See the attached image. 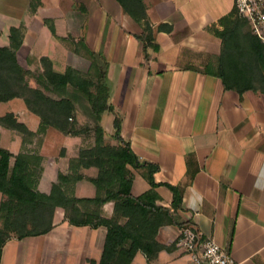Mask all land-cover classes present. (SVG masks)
Wrapping results in <instances>:
<instances>
[{"label":"crops","instance_id":"0c3cea01","mask_svg":"<svg viewBox=\"0 0 264 264\" xmlns=\"http://www.w3.org/2000/svg\"><path fill=\"white\" fill-rule=\"evenodd\" d=\"M142 2L151 28L171 26L169 32H154L157 50L146 48V60L132 36L141 33L142 24L116 0H0V35L6 31L7 38L10 27L21 29L16 58L25 67L43 57L57 72L69 68L87 74L88 60L66 49L47 25L55 36L83 38L108 63L109 102L119 114L120 136L139 162L157 165L153 179L160 184L153 188L154 203L170 209L178 221L190 222L202 239H211L234 260L264 264V93L224 89L212 75L218 71L221 41L207 27L232 9V0ZM11 114L20 122L17 113ZM111 119L110 113L102 118L105 134H111ZM5 130L15 135L0 147L42 157L40 192H48L58 173H70L68 162L75 157L79 137H71L69 147L49 133L61 134L51 127L42 134L31 130L33 136L24 141L19 133ZM129 169L130 193L148 190L140 170ZM95 172L93 167L80 170L75 196L93 195L84 177ZM163 183L177 188L180 208L171 209L172 193ZM112 207V202L104 203L103 214L111 216ZM180 228L158 226L155 241L169 248L151 258L136 251L130 264H195L177 244ZM104 237L103 226L68 224L56 208L51 229L7 241L0 264H97Z\"/></svg>","mask_w":264,"mask_h":264},{"label":"trees","instance_id":"16d2710c","mask_svg":"<svg viewBox=\"0 0 264 264\" xmlns=\"http://www.w3.org/2000/svg\"><path fill=\"white\" fill-rule=\"evenodd\" d=\"M116 1L126 14L142 24L141 33L132 36L141 43L146 60V48L157 50L154 32H169L171 26L161 24L151 28L145 19L142 0ZM29 7L35 8L31 2ZM245 23L232 7L207 27L221 41L218 71L212 75L220 80L224 89H235L239 94L247 89L264 93V43L255 38L249 28H244ZM47 26L66 49L88 60L90 78L69 68L57 72L43 57L32 63L33 68L28 67L30 61L26 67L21 65L16 50L21 44L22 31L10 27L7 44L0 46V102L20 98L26 109L39 118L36 134L51 127L63 135L79 137L81 143L75 157L68 162L70 173H58L47 193L37 190L42 171L40 155L25 149L12 154L0 147V254L7 241L47 233L55 209L60 208L68 224L105 228L97 264H130L136 251L151 258L158 250L169 248L155 241L158 226L193 225L178 221L170 209L154 203L157 195L153 188L160 184L153 179L157 165L139 162L119 134V114L109 102L107 61L87 46L83 38L58 37L52 26ZM105 113L112 115L110 138L113 144L104 138L102 118ZM0 127L19 133L23 141L33 136L10 112L0 115ZM88 167L96 170L94 176L84 177L93 186V195L75 196L74 184L82 178L80 170ZM129 167L140 170L149 185L148 190L136 196L130 193L133 175ZM162 185L172 193L171 209L180 208L177 188ZM109 201L113 207L112 215L107 217L102 205Z\"/></svg>","mask_w":264,"mask_h":264},{"label":"built area","instance_id":"2783aa9c","mask_svg":"<svg viewBox=\"0 0 264 264\" xmlns=\"http://www.w3.org/2000/svg\"><path fill=\"white\" fill-rule=\"evenodd\" d=\"M232 6L237 16L248 23L254 37L264 43V0H232ZM177 244L195 264H242L211 239H202L190 226L180 228Z\"/></svg>","mask_w":264,"mask_h":264},{"label":"rangeland","instance_id":"374dc122","mask_svg":"<svg viewBox=\"0 0 264 264\" xmlns=\"http://www.w3.org/2000/svg\"><path fill=\"white\" fill-rule=\"evenodd\" d=\"M244 28H247L246 25L244 26ZM6 34H7L6 31H4V34L0 35V45H5L7 43ZM29 67L33 68V64L31 63L29 65ZM86 76H88L87 78L89 79L90 78L89 76H91V75H90V73L88 74V72H87ZM30 84L32 85V82H30ZM6 112L17 113L18 116H19L18 119H19L20 122L24 123L26 125V127L30 131L34 130V129H36V131H37V128H38V125H39V120H38V118L35 115H33L32 113L28 112L25 109V106H24V104H23L21 99L14 98V99L8 100L6 102H0V115H3ZM102 124H103V122H102ZM108 129H109L110 133H112V128H108ZM49 133L51 135H53V136L54 135L58 136L59 137L58 138L59 139L58 142L61 143V144L66 145V146L69 145V147H70V143L73 141L71 137H67V136L65 137V136H63V135H61V134H59L57 132L52 131V130H49ZM47 134H48V132H47ZM12 135H15V133L0 128V144L3 145V146L6 145L8 143L7 142L8 139H11V138L13 139ZM110 135L111 134H105L104 138H105L106 142H109L110 144L111 143L113 144L114 141L110 138ZM18 138L19 137H15V140L17 142H18ZM30 149L36 151V148H33V147L31 148L30 147ZM74 150H75V148H74Z\"/></svg>","mask_w":264,"mask_h":264}]
</instances>
